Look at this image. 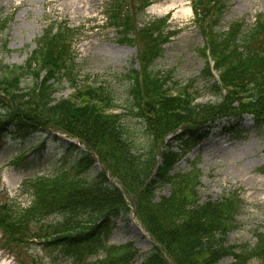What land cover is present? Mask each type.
Instances as JSON below:
<instances>
[{"label":"trees","instance_id":"trees-1","mask_svg":"<svg viewBox=\"0 0 264 264\" xmlns=\"http://www.w3.org/2000/svg\"><path fill=\"white\" fill-rule=\"evenodd\" d=\"M151 2L110 0L106 5L108 24L121 35L120 42L138 46L140 68L128 72L127 92L128 113L141 119L146 131L141 150L122 116L112 112L117 105L111 87H76L72 44L77 30L65 21L48 24L23 65L0 66V139L12 124L22 137L58 131L85 147L81 150L52 136L71 158L51 175L22 181V191L28 196L25 206L13 200L0 202L3 245L17 248L36 242L76 259L102 250L105 256L100 264H135L131 244L106 245L112 219L130 213L128 200L154 243L139 264H218L226 258L231 260L228 264H247L253 259L264 264V229L256 231L253 245L227 240L243 201L233 192L203 200L196 171L169 174L182 154L170 149L172 142L164 144L165 137L178 129L181 133L176 139L184 137L185 143L200 139L199 129L215 118H232V124L247 114L255 127L264 124V12L257 13L252 23L241 19L218 32L214 26L226 0L191 1L194 23L204 39L200 48L205 58L203 72L210 77L212 69L217 72L210 88L215 87L219 100L201 104L186 86L170 85L168 75L151 69L169 33L166 18L138 27L137 15ZM5 21L0 22V32ZM61 76L69 79L75 92L54 100V82ZM27 77L32 85L23 91L19 84ZM161 146L167 147L161 150ZM94 164L99 166L96 174L91 172ZM159 185L167 187L168 194L155 198Z\"/></svg>","mask_w":264,"mask_h":264},{"label":"rangeland","instance_id":"rangeland-1","mask_svg":"<svg viewBox=\"0 0 264 264\" xmlns=\"http://www.w3.org/2000/svg\"><path fill=\"white\" fill-rule=\"evenodd\" d=\"M190 1L154 0L138 15V25L166 16L168 39L162 47L161 56L153 62L152 69L169 75L170 84L186 86L195 95L196 102H216L219 100L218 92L215 87L210 88L214 86L216 73L213 72L211 78L203 72L205 59L200 48L204 39L193 22ZM107 2L0 0V21L6 20L5 28L0 32V65H22L48 22L67 21L70 27L78 29L73 42L77 83L111 87L118 105L115 112L122 115L134 145L141 150L146 131L141 119L128 113L127 90L130 82L126 77L130 69L139 68L136 59L138 46L119 43L120 34L105 24ZM258 12H264V0H226V7L214 29L222 32L230 23L242 18L251 23ZM19 85L23 91L28 90L32 85L31 77L21 80ZM54 89V100L66 98L74 91L67 77L56 80ZM242 117L237 124H228L227 127L224 125H227L228 119L214 120L198 142L184 144L181 139L175 140L172 149L182 150V155L170 172L196 171L200 183L198 193L203 200H215L224 194L236 193L243 200V206L236 217V227L228 233L227 240L234 245H253L256 231L264 229V125L255 127L249 115ZM14 129L9 128L0 140V202L11 199L25 206L28 196L22 191L21 182L53 174L60 164H56L55 159L63 162L71 156L64 155L62 149L51 141L46 142L43 152L35 151L42 137L30 135L23 141L20 133ZM171 137L173 135L166 137L165 141L170 142ZM98 170L99 167L94 165L91 172L96 174ZM167 194V187H156V198ZM114 222L106 245L123 247L131 244L136 251L133 261L139 264L142 256L152 249L151 237L133 216L130 219L120 217ZM103 258L102 250L93 255L83 254L76 259V256L68 255L59 248L32 243L12 248L0 242V264H20L19 261L33 259L43 264H100ZM230 262V259H223L218 264ZM247 264L260 262L253 259Z\"/></svg>","mask_w":264,"mask_h":264}]
</instances>
